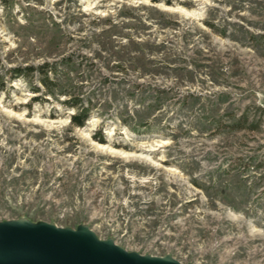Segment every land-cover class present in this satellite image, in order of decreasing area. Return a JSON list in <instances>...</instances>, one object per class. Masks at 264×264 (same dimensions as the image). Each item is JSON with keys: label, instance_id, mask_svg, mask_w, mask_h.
Wrapping results in <instances>:
<instances>
[{"label": "rangeland", "instance_id": "obj_1", "mask_svg": "<svg viewBox=\"0 0 264 264\" xmlns=\"http://www.w3.org/2000/svg\"><path fill=\"white\" fill-rule=\"evenodd\" d=\"M0 79L1 220L264 264V0H0Z\"/></svg>", "mask_w": 264, "mask_h": 264}, {"label": "water", "instance_id": "obj_2", "mask_svg": "<svg viewBox=\"0 0 264 264\" xmlns=\"http://www.w3.org/2000/svg\"><path fill=\"white\" fill-rule=\"evenodd\" d=\"M0 264H183L171 254L128 250L88 225L0 219Z\"/></svg>", "mask_w": 264, "mask_h": 264}, {"label": "trees", "instance_id": "obj_3", "mask_svg": "<svg viewBox=\"0 0 264 264\" xmlns=\"http://www.w3.org/2000/svg\"><path fill=\"white\" fill-rule=\"evenodd\" d=\"M23 69H27V67H25ZM32 69H33V67H28V70H32ZM13 71H14V73L12 74L13 77L19 76V75H25V73H23V70L21 71L20 67H15L13 69ZM48 77H49V75H46L47 79L43 80L46 84L52 83L51 79H49ZM0 85H3V82L1 79H0ZM77 100H79V99L73 100V103H72L73 106H75L74 103L77 104ZM88 115H89V111L87 108L79 109L77 111V113L75 112L74 114L71 115V122L74 125H83L85 123ZM246 120H247L246 115H243L241 118L236 119V122L232 123L231 126L233 128H236V129L246 128L247 127Z\"/></svg>", "mask_w": 264, "mask_h": 264}]
</instances>
